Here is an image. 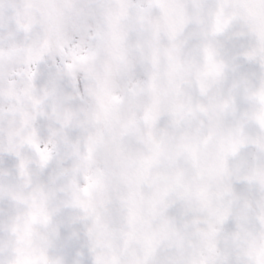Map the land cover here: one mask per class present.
Instances as JSON below:
<instances>
[{
	"label": "snow or ice",
	"instance_id": "1",
	"mask_svg": "<svg viewBox=\"0 0 264 264\" xmlns=\"http://www.w3.org/2000/svg\"><path fill=\"white\" fill-rule=\"evenodd\" d=\"M21 52L18 70L5 63ZM146 88L136 183L173 172L143 229L127 201L126 222L117 204L104 223L107 206L77 194L104 173L78 189L74 161L84 146L89 161L129 158ZM253 103L264 105V0H0V207L13 210L14 264H264V160L245 163L249 137L234 126L264 132ZM255 144L264 153V135Z\"/></svg>",
	"mask_w": 264,
	"mask_h": 264
},
{
	"label": "clouds",
	"instance_id": "2",
	"mask_svg": "<svg viewBox=\"0 0 264 264\" xmlns=\"http://www.w3.org/2000/svg\"><path fill=\"white\" fill-rule=\"evenodd\" d=\"M229 14H231V10ZM24 58V53H17L11 61H5V63L10 66H15L18 70L19 67L22 66ZM96 63L98 67H103L105 64V58L98 55ZM160 73L161 76L158 83L161 90L160 101L163 106L170 102V97L164 94L168 88L166 67L164 64L161 65ZM153 101V93L147 88L140 91L132 100V105L137 111L138 128L136 133L131 137L132 144L128 146V150L131 153L129 158H118L113 152H105L103 153L102 160L100 158L101 153H97L96 156H94L93 161H89L83 158L87 154V148L84 146L81 149V158L74 161V163L78 164V171L75 172L73 177L78 189H83L88 186L90 180L96 177L98 169L102 170L104 173L102 184L91 189V196L86 195L82 190L77 193L83 200L92 199L97 204L103 202L107 206L109 211L105 214L104 223H113L112 209L114 205L117 204L121 205V207L118 208V211L125 217L126 222L127 208L123 207L122 204L124 201H127L129 207L133 208L136 212L137 228L143 229L146 226L145 221L152 215L151 201L149 198L150 194L156 191L157 188H159L160 191H164L167 188V180L173 172V168L167 164H163L152 170V175L157 180L156 184L138 186L136 183L137 178L143 171V160L141 157L146 154L147 151V146L141 140L143 133L142 117L144 111L152 106ZM28 104H30V101L26 100L25 105ZM49 104L50 100L45 101L41 107L46 108ZM127 107V104L121 106L122 110H126ZM258 110H264V105L253 103L250 104L245 111L251 114ZM196 126L198 127L199 125ZM234 126H242L245 134L249 137V152L245 155L244 160L247 165L254 167L257 163L264 160V153H261L255 144L256 137L264 135V132L257 131L255 128V122L251 119L237 120ZM174 134V131H169V137ZM40 142L44 143L43 140H40ZM212 148L213 145L209 144L208 151H211ZM184 171L186 179H191L194 175L191 168H185ZM204 182L210 185V191L216 190L215 185L210 180L205 179ZM133 193H135V195H133ZM71 195V193L62 194L61 198L68 199L71 198ZM12 215V209L0 207V264H14V253L10 242L13 234L9 227Z\"/></svg>",
	"mask_w": 264,
	"mask_h": 264
}]
</instances>
